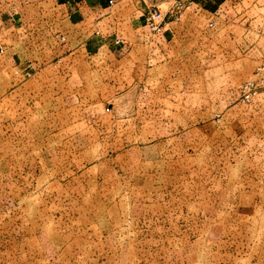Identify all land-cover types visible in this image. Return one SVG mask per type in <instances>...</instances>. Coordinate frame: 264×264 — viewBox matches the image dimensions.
<instances>
[{"label":"rangeland","instance_id":"rangeland-1","mask_svg":"<svg viewBox=\"0 0 264 264\" xmlns=\"http://www.w3.org/2000/svg\"><path fill=\"white\" fill-rule=\"evenodd\" d=\"M235 3L233 7L220 4L213 13L210 7L202 6L199 18L187 26L185 35L170 37L163 45L156 39L152 71L146 75L144 69L139 70L134 79L129 78L125 97L117 100L120 109L117 132L123 133L130 121L133 127L126 133L136 138L137 146H147L146 151L142 147L143 153L158 159L139 165L143 169L147 167L148 174L153 172H150L152 167L158 171H154V176L142 175V169L138 172L140 192L133 210L138 212L137 218H128L125 211L132 195L123 197L119 203L108 201L98 211L100 221L112 223L122 219L148 224L142 225V235L137 238L131 233L133 228L129 233L122 230L125 241L118 243L123 249L122 257L113 258L109 248L113 249L114 243L109 238L106 264H217L219 261L224 264L225 254L221 256L219 252L227 250L229 245L225 242L226 221L238 223L237 233H241L239 221H264V205L260 209V203L252 201L251 174L240 173L255 164L246 155L264 152V144L255 145L264 139L263 86L257 84L259 92L250 102L241 99L244 83L250 80L257 83L264 77V68L258 70L264 67V36L241 35L237 30L239 26L252 28L254 32L257 28L264 29V0H235ZM46 15L39 17L32 27L17 30L10 39L0 37V45L4 46L3 50L0 48V248L9 243L6 236L19 235V221H34L39 216L42 221L46 216L53 217L52 221L76 218L85 221L83 215L87 209L83 206L94 207L99 199L97 193H92L97 187L87 180L84 183L87 192L83 193L82 180L75 178L73 204L67 201L71 193L63 192L60 198L51 199L50 194L43 192L37 203L46 201L49 209L43 207L35 214L34 153L61 155L71 148L76 154L85 148L76 142L73 147L51 143V139L72 135L70 130H57V126L81 120V106L87 103L85 98H67V107L74 109V113L68 114L56 107V99L42 98L36 90L39 84L33 79L34 65L62 63L68 43L67 36L61 39L59 30L45 21ZM230 17L234 19L233 25L227 21ZM209 19L215 20L214 26L207 25ZM120 35L126 39L127 32ZM142 54L144 62V50ZM92 100L99 102L102 109L108 105L103 98ZM65 101L64 98L59 103ZM92 113L89 115L92 119L110 122L107 116ZM77 132L80 131L74 134ZM74 138L83 139L78 135ZM33 140L39 145H34ZM115 149L116 145L101 147L108 152ZM231 150L239 155L236 161L232 160ZM134 153L141 152L138 149ZM20 155L27 156L19 158ZM81 164L75 159L74 168ZM42 165L50 166L49 160L44 158ZM106 172L105 184L109 185L114 178L112 170ZM47 181L43 175L42 185ZM259 196L264 200V194ZM52 202L62 208L55 210ZM217 240L222 241L217 243ZM8 260L10 264H18L19 258ZM94 261L89 262L95 264ZM54 262L63 264L59 258ZM0 264H3L1 259Z\"/></svg>","mask_w":264,"mask_h":264},{"label":"crops","instance_id":"crops-1","mask_svg":"<svg viewBox=\"0 0 264 264\" xmlns=\"http://www.w3.org/2000/svg\"><path fill=\"white\" fill-rule=\"evenodd\" d=\"M154 1L160 3L164 9L172 3V0H112V2L109 0H0V37L10 39L11 34L32 27L31 24L39 17L47 14L45 21L49 22L54 30H59L64 38L66 36L68 38L62 63L34 65L36 68L33 79L39 84L36 90L40 97L49 96L51 99H56V107L68 114L74 113V109L72 106L67 107L69 104L67 98L80 97L82 100L85 98L87 103L86 106H81V120L66 121L57 126V130H70L72 135L67 138L51 139V143H64L69 147H73L75 142L81 143L85 147L82 151L75 154L70 148V152L66 154L48 156L34 153L32 193L35 198V214L43 207L49 209V203L47 204L45 199V203L42 201L37 203L38 198L40 200L43 198V192L50 194L51 199L60 198L63 192L71 193L67 201L73 204L75 178L82 180L83 193L87 192L84 185L87 180L95 188L97 187L92 193H97L99 198L96 206H83L87 209V214L83 215L86 217L85 221L77 218L74 221H52L51 216V218L46 216L44 221L40 216L34 218V221H19V235L6 236L5 241L9 243L0 248V259L3 264H10L8 258L12 257L19 258L18 264H55V258L61 259L63 264L66 260L68 264H90L91 259L95 260V264H106L104 259L108 256L106 242L109 238H113L114 247L109 248L113 251V258L122 257L123 249L118 245L121 240L125 241V238H122V230L129 233L133 228L131 233L134 232L137 238L142 235V225H148L143 221L139 224L140 221H122V219L112 223L100 221L97 214L106 204L119 203L123 197L132 195L125 211L128 218H137L138 212L133 210L138 200L137 194L140 192L136 180L139 177L138 172L142 169L144 170L141 172L142 175L154 176V171H158V168L153 170L152 167L150 172H153L148 174V168L143 169L139 165L152 163L158 159L143 153L142 147L146 151L147 146H137L136 138L132 137L130 132L126 133L133 127L130 121L125 125L123 133L117 132L119 121L117 115L120 113L117 100L125 97L129 78L134 79L133 76H136L139 70L143 72L144 69L146 75L152 71L156 39L160 45H163L170 37L185 35L187 26L199 18L198 12L202 6L210 7V12L213 13L220 4L225 3L229 7L236 4L235 0H195L180 19L170 20L160 33H150L144 26L143 15ZM233 20L230 17L227 21L232 22L233 25ZM208 24L214 26L215 20L209 19ZM251 29L239 26L237 30L241 35L254 33L264 36V29L257 28L254 29L255 32ZM232 30H236V27ZM122 32H127L126 39L120 35ZM116 38H122V41L117 43ZM0 48L3 50L4 46L0 45ZM143 50L144 62L140 57L143 55ZM80 62L87 65H78ZM25 74L29 75V72ZM101 84L102 92H99ZM107 88L111 93H107ZM21 92L19 90V97ZM7 96H10L9 93ZM64 98L66 101L63 104H66H60L59 101H64ZM94 98L98 101L103 98L108 105L102 109L99 102H93ZM111 99L115 100L112 105ZM93 111L107 116L110 122L92 119L89 115L94 114ZM76 131L80 132L74 134ZM76 135L83 139L76 141L74 138ZM33 142L34 145H39L36 140ZM263 144L264 139H259L255 145L261 147ZM110 145H116L117 149L114 152L101 150V147ZM138 149L141 152L139 155L134 153ZM82 152L88 155L85 156ZM231 152L232 160L236 161L239 155L233 150ZM25 156L27 155H20L19 158ZM246 157L255 164L247 169L243 167L244 170L240 173L242 176L245 172L251 174L249 179L253 184L249 190L254 194L252 201L259 202L261 209L264 205L262 196H259L264 194V152L249 153ZM44 158L49 160L50 166L43 167ZM62 159L63 161H60ZM75 159L83 164L74 168ZM106 170H112L114 178L109 185L105 184ZM43 175L48 180L45 186L41 182ZM244 186L245 184H242V187ZM89 191L91 193L90 187ZM141 200L144 201V198ZM142 206L144 209L143 202ZM58 208L62 206L55 204L54 209L58 210ZM239 222H241V233L235 232L238 231L235 228L239 226L234 221H226L224 225L227 228L225 242L229 244L227 250L219 252L221 256L225 254L224 264H264V221ZM230 227L233 228L232 232ZM139 241L141 239L138 238ZM221 241L217 240V243ZM217 264H221V261Z\"/></svg>","mask_w":264,"mask_h":264},{"label":"built area","instance_id":"built-area-1","mask_svg":"<svg viewBox=\"0 0 264 264\" xmlns=\"http://www.w3.org/2000/svg\"><path fill=\"white\" fill-rule=\"evenodd\" d=\"M195 0H172L171 5L164 9L160 3L154 1L146 9L143 15V21L145 28L150 33H160L163 31L165 25L170 20H178L183 15L184 11L194 3ZM112 2V0H109ZM61 39H64V35H61ZM122 38H116L115 42L120 43ZM262 70L264 67H259ZM257 84H261L264 89V77L259 78L257 83L255 80H250L244 83L242 87V101L250 102L253 97L259 92L257 90Z\"/></svg>","mask_w":264,"mask_h":264}]
</instances>
